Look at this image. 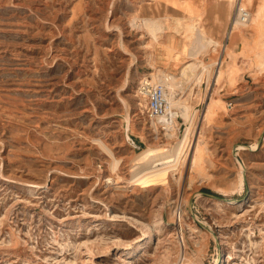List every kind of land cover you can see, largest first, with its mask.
<instances>
[{
  "label": "rangeland",
  "instance_id": "obj_1",
  "mask_svg": "<svg viewBox=\"0 0 264 264\" xmlns=\"http://www.w3.org/2000/svg\"><path fill=\"white\" fill-rule=\"evenodd\" d=\"M187 1L221 40L216 49L176 31ZM236 5L0 0V264H264V66L247 58L250 38L237 34L246 27L229 37ZM147 15L170 27L156 38L142 25ZM185 42L211 69L199 68L203 82H179L170 137L155 128L137 88L156 68L180 75L196 59L178 57ZM224 44L230 75L210 88ZM184 102L195 136L169 184L130 186L125 196L98 185L93 174L114 168L96 140L123 158L126 183L135 154L184 136L191 124L181 115ZM211 107L212 119L201 122ZM197 146L201 160L193 162ZM195 190L191 218L186 199ZM142 225L152 232L146 242Z\"/></svg>",
  "mask_w": 264,
  "mask_h": 264
},
{
  "label": "bare ground",
  "instance_id": "obj_2",
  "mask_svg": "<svg viewBox=\"0 0 264 264\" xmlns=\"http://www.w3.org/2000/svg\"><path fill=\"white\" fill-rule=\"evenodd\" d=\"M112 1H114V0H112ZM237 2L242 7H246V8L250 9L251 17H250V20L247 24L240 25V24L236 23L234 26V29H239L240 27H246V28H241L239 30V33H237V31H234V29H233L231 31V33L229 34V37L232 36L233 32L240 34V35L243 34V35L248 36L250 38V40H249L248 47H247L248 51L246 52L247 58H250L254 64H256L257 66H260L262 68L264 66V0H237V1L226 0L227 10L228 11L231 10ZM180 6L184 10V15L182 17V18H184V20L183 21H181V20L177 21L178 24L176 27V31H181V29H182V32L184 33V36L187 40H190V42H191L193 39H196L198 42L201 43V47L205 48L208 46H212L214 49H216V47L221 44V40L210 34V32L212 31L211 29H206L204 27V24H203V26L200 24V20L202 19L201 11H199L196 8V6H194L190 1H187L186 5L180 4ZM142 22H143L142 25H144L147 28V30H149V32L151 34L155 35L156 38L158 37L157 34L161 35L163 32H166L165 30L167 28L170 27V25L166 21H164L161 17H157V16H148L147 15L146 17H143ZM139 24H141V23H139ZM157 29H159V31H157ZM173 32H175V31H173ZM176 36H177V34H176ZM171 38H172V36H171ZM171 42H173V40H171ZM168 43H170L169 40H168ZM169 47L170 46H168V48ZM178 49H179L178 50L179 55L177 54L178 57H180L182 55L185 56V54H189V55L191 54V57L193 56L195 58L197 57V55H199L198 52L200 50V49H198V50L189 49L187 42H185L184 44L179 46ZM223 49H225L224 50V54H225L226 51L228 50L227 44L223 45ZM229 53H230V51H229ZM224 54H220V56L217 58V60H215V64L217 65V69L215 70L214 75L212 76L213 82L210 83V85H209L210 88H216L217 84H219L223 81H226L229 78L230 65H231V54H228V55L225 54V57H224ZM200 58L199 59L196 58L194 60L192 59V61L184 63L181 67L180 75H177V76L173 75L171 73H167L166 71L164 72V70L162 71L160 69H157L156 67H155L156 70L149 72V73L146 72L145 76L150 78L153 82H157L159 80L163 81L164 84L166 85V88H167V97H168V101L170 103V106H175L178 104L179 101H181V100H179L180 96L178 98V93H179L178 90H179V86H180L179 82L181 80H187V79H190L191 77L195 76L197 78V80H200V81L202 80V82H203L202 73H200L199 68L202 66L203 70L206 68L208 69L210 67V65H209V67H207L208 65L205 63V61L203 62ZM151 64H152V66H154L152 62H151ZM207 69H206V72H207ZM209 69H211V67ZM203 70L201 72H203ZM210 74H211V72H210ZM211 99H213V98H211ZM189 104H191V103L189 102ZM189 104L184 102L183 103L184 112H182V110H181V115L186 120H190L191 117L194 116V115L193 116L191 115V112H190L191 106ZM212 114H213L212 107H211V109L208 108V110L204 111V115H203L201 122H209L213 117ZM127 115L129 118L130 115L129 114H127ZM190 123L191 124L186 128L184 136H182V138H180V139H177V141L174 142L175 144H173V145L171 144V147H166L165 145L160 146L158 144L157 145H149V146L143 148L142 151L139 152L137 155L135 154V156L133 158H131L132 164H131L130 171L132 172V175H131L130 179H127L126 183L124 182L122 175H120L118 173V169H119L120 165L122 164V162L124 161L123 158L118 157L114 151V148H112L105 140L97 138L98 140H96V141H99L98 144L100 145V147L105 152H107V154L109 156H111V159H113L112 164H113L114 172L109 173L108 175L102 174L101 172L94 173L93 176H94L95 181H97L98 185H100L101 187L107 188L109 193L110 192L115 193V194H118L119 196H125L126 191L128 188H130V186H132L133 188H137V189H153L156 186L163 185L166 182L168 183V181L171 177V171L179 168L180 164H182V163L184 164L185 161L187 160L188 156H189V151H188V149L190 148L189 145L192 141V137L195 136V134H194L195 127L193 126V118L191 119ZM153 124H154L156 129H161V128L166 129L165 133L168 136L170 135V137H173L176 134L177 123H176L174 111L171 112V115L169 114L165 117L157 118V120H155V118H153ZM127 138H128V136H127ZM194 140H195V138H194ZM169 143H171V142H169ZM164 144H166V143H164ZM192 145H194V144H192ZM252 146H253L252 148H255L256 144H253ZM199 151H200V149L197 146L195 151L191 154V159H193V162L201 160V156L199 154ZM156 175H159V176L154 177ZM146 176H148V178H146ZM240 177H241V179H243V175H241ZM196 195H199V191L195 190L186 199V203L189 206V213H191L190 214L191 218H192V216H191L192 210L191 209L193 207L192 198ZM116 215L121 216L119 214H116ZM157 221L158 220L156 219L155 222L157 223ZM179 222H180L179 223V225H180L179 231L181 232L182 236H184V234H185L184 231H185L187 224H185L182 221V219H180ZM189 226L194 227L193 225H189ZM141 231H142L141 235H143L141 240L143 242L148 241L152 237V232H151L150 226L142 225ZM198 262L200 263V260Z\"/></svg>",
  "mask_w": 264,
  "mask_h": 264
},
{
  "label": "built area",
  "instance_id": "obj_3",
  "mask_svg": "<svg viewBox=\"0 0 264 264\" xmlns=\"http://www.w3.org/2000/svg\"><path fill=\"white\" fill-rule=\"evenodd\" d=\"M251 17V11L249 8L242 7L238 2L236 5V11L231 22V26L228 34L234 29L236 23L243 25L247 24ZM138 93L143 96L146 101V111L150 118H160L167 115H171V112H175V119L179 117V112L170 106L167 97V88L163 81L159 80L153 82L150 78L143 76L138 85ZM164 129V128H163Z\"/></svg>",
  "mask_w": 264,
  "mask_h": 264
},
{
  "label": "water",
  "instance_id": "obj_4",
  "mask_svg": "<svg viewBox=\"0 0 264 264\" xmlns=\"http://www.w3.org/2000/svg\"><path fill=\"white\" fill-rule=\"evenodd\" d=\"M213 196H215V197H218V198H220V196L219 195H216V194H212Z\"/></svg>",
  "mask_w": 264,
  "mask_h": 264
},
{
  "label": "crops",
  "instance_id": "obj_5",
  "mask_svg": "<svg viewBox=\"0 0 264 264\" xmlns=\"http://www.w3.org/2000/svg\"><path fill=\"white\" fill-rule=\"evenodd\" d=\"M235 39V38H234ZM231 43H234V40H232V42ZM234 44H236V43H234Z\"/></svg>",
  "mask_w": 264,
  "mask_h": 264
}]
</instances>
